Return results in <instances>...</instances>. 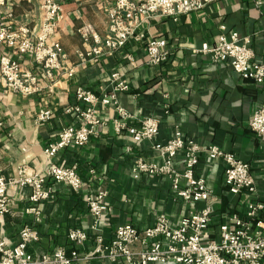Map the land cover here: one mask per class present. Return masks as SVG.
I'll return each mask as SVG.
<instances>
[{
	"label": "crops",
	"instance_id": "0c3cea01",
	"mask_svg": "<svg viewBox=\"0 0 264 264\" xmlns=\"http://www.w3.org/2000/svg\"><path fill=\"white\" fill-rule=\"evenodd\" d=\"M39 1L6 0L5 8L13 11L17 23L31 28L38 24ZM111 4L112 0L63 1L64 18L53 39L62 46L66 64L74 67V74L58 75L52 91H48L45 77L30 57L14 55L0 45V56L17 58L23 68L39 75L41 86L39 92L21 96L8 90L0 75V176L12 178L22 165L29 174L44 171L48 160L43 148L73 121L64 108L75 102L77 87L107 94L113 86L112 73H119L129 86L128 91L115 94V102L133 117L131 124L138 125L137 121L145 117L155 118L159 124L151 140L136 142L128 133L114 130L115 105L101 107L97 135L84 146L64 148L52 158L58 164L77 167L84 182L82 190L77 193L62 183L51 182L50 197L40 203L37 222L26 211L29 188L7 189L9 211L0 215V239L14 246L19 231L24 226L32 227L38 238L27 251L33 256L68 250L67 233L72 228L90 235L84 249H92L93 219L84 202L86 194L105 193L108 211L98 222L96 233L106 240L121 224L143 228L164 215L170 225L176 226L182 217L200 209L204 203L185 202L175 196L170 177L141 175L135 179L132 175L137 157L161 162L152 146L164 144L176 130L203 149L215 145L247 162L255 180L253 196L246 192L231 195L223 185L224 163L206 155L199 157L195 175L204 179L210 191V233L229 214L242 215L252 198L264 202V136L255 135L247 126L250 115L264 100V84L242 80L228 63H215L201 51L203 44L214 45L221 33L236 32L250 38L253 61L264 62V0H217L176 20L156 14L142 18L140 29L147 37L166 43L169 57L161 65H147L144 44L134 41L113 53L82 61L78 53L89 46L82 43L77 27L90 23L104 35V9ZM42 108L49 109L51 117L39 122L36 116ZM174 167L182 171V152L175 156ZM76 264L109 263L81 260Z\"/></svg>",
	"mask_w": 264,
	"mask_h": 264
},
{
	"label": "built area",
	"instance_id": "2783aa9c",
	"mask_svg": "<svg viewBox=\"0 0 264 264\" xmlns=\"http://www.w3.org/2000/svg\"><path fill=\"white\" fill-rule=\"evenodd\" d=\"M65 0H40L38 24L28 27L17 23L13 11L5 8L6 0H0V45L14 55L27 56L40 68L46 79L48 91L61 73L74 74V67L66 64V54L60 43L53 39L64 18L62 3ZM80 1V0H75ZM217 0H112L105 7L107 31L100 35L96 28L85 23L77 27L76 33L88 49L78 53L82 61L101 57L124 48L134 41L144 44L146 64L158 66L165 63L169 52L163 39L148 38L140 29L141 19L156 14L176 20L179 16L198 11ZM201 51L208 54L215 63H228L242 80L264 84V62L253 61V49L249 37H240L236 32L221 33L215 44L202 45ZM131 59V57H130ZM0 75L5 87L11 92L30 96L40 91L39 75L23 68L22 63L8 55L0 56ZM112 89L107 94L97 95L93 91L77 87L75 102L64 108V113L73 116V121L62 128L56 137L43 148L48 160L46 169L29 174L24 165L17 169L12 178L0 176V215L9 211L7 189L13 186L28 187L29 206L26 211L39 220V205L51 194L50 183H62L74 192H80L84 184L77 167L52 161L56 154L67 147H82L98 133L101 124L98 115L101 107L113 103L116 118L114 130L128 133L136 142L151 140L158 133V120L145 117L138 125L131 124L133 117L115 102V94L128 91L127 83L119 73L110 74ZM51 117V111L42 108L37 121ZM249 130L257 136H264V100L254 109L248 119ZM161 158L160 163L137 157L132 166L133 178L141 175H166L170 177L175 196L185 202H202L200 209L182 217L176 226L169 224L164 215L156 218L147 227L139 228L131 223L118 225L113 236L106 240L96 233L97 224L108 211L104 202L105 193L97 191L83 196L85 205L93 219L94 246L85 250L90 235L79 228L67 233L69 249L33 256L27 246L38 236L30 226L19 231V240L14 246H7L0 239V264H76L78 261H105L109 264H264V202L256 198L247 201L242 215L231 213L218 223L213 233L209 232L212 207L210 191L204 179L195 175L199 157L206 155L211 160L224 163L223 185L231 195L246 192L253 196L255 180L250 165L215 145L201 148L186 139L179 130L164 144H153ZM182 152L183 168L174 167L175 156Z\"/></svg>",
	"mask_w": 264,
	"mask_h": 264
}]
</instances>
